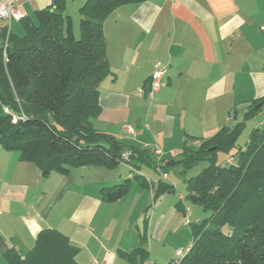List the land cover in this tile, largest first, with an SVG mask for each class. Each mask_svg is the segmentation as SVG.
<instances>
[{"label":"crops","instance_id":"0c3cea01","mask_svg":"<svg viewBox=\"0 0 264 264\" xmlns=\"http://www.w3.org/2000/svg\"><path fill=\"white\" fill-rule=\"evenodd\" d=\"M14 1L30 19L51 4ZM20 25L0 22V44L8 27L21 36ZM103 31L110 75L97 86L101 111L91 126L127 146L159 149L165 159L186 137L197 147L226 126L233 107L239 121L245 106L264 96V0H147L116 9ZM157 62L166 68L165 84L146 99L137 92L147 88ZM1 150L0 241L6 250L26 255L39 232L50 229L78 249L76 264H128L117 250L138 247L144 220V264H168L175 250L192 243L176 208L184 196L179 191L155 199L153 187L133 183L124 198L103 203L100 189L130 177L125 164L44 177L34 164ZM3 254L0 264H7Z\"/></svg>","mask_w":264,"mask_h":264},{"label":"trees","instance_id":"16d2710c","mask_svg":"<svg viewBox=\"0 0 264 264\" xmlns=\"http://www.w3.org/2000/svg\"><path fill=\"white\" fill-rule=\"evenodd\" d=\"M146 1L86 0L79 10V39L65 12L68 0H51L33 19L21 20V36L9 32L5 62L0 53V148L34 164L44 177L51 172L68 176L86 166L113 170L127 165L130 177L99 190L103 203L121 200L133 183L153 187L155 199L175 195L161 176L172 165H180L184 175L207 163L183 180L186 204L200 207L207 217L188 224L192 248L180 264H264V122L227 161L217 160L219 153L236 147L246 121L264 107V96L245 106L241 121L220 128L197 147L192 146L195 138L186 137L174 158L157 160L155 150L127 146L91 126L101 111L97 86L110 75L104 22L116 9ZM236 112L233 107L229 118L236 120ZM143 168L158 175L156 183L140 174ZM176 208L182 212L183 203ZM146 225L144 220L136 249L117 250L128 264L147 260ZM33 245L23 256L8 249L3 259L7 264H76L78 249L58 231L41 230Z\"/></svg>","mask_w":264,"mask_h":264},{"label":"rangeland","instance_id":"374dc122","mask_svg":"<svg viewBox=\"0 0 264 264\" xmlns=\"http://www.w3.org/2000/svg\"><path fill=\"white\" fill-rule=\"evenodd\" d=\"M85 2L86 0H68L67 8L65 11L66 15H68L71 19V22H72L71 24L73 27V34H74L73 37H75L76 39L80 38L79 37L80 29H79V24H78L80 23L79 10ZM241 119H242V115L240 116L239 121H241ZM239 121L234 120V119H229V122L226 123L225 125L228 127H232L236 122H239ZM263 122H264V107L262 108L259 114H257L255 117L248 119V121H246L245 127L236 142V145H235L236 147L232 149L231 151H229L228 153H219L217 160L219 162L222 161V163H224V160L228 159L231 155H233L237 151V148H241L246 144L250 132H252V130H254L256 127L260 126ZM193 147H196V146H193ZM179 152H180V149L177 153L168 155V157H165V158L166 159L174 158ZM206 166H207V163H203L199 166H196L190 169L189 171H186L183 175L181 174L183 170L180 165H177V164L172 165L170 169L168 170V173H165L166 178L163 179V181L169 185H172V187H174L176 191H179L180 193L185 194V187H184L185 185L183 183V180L196 176ZM143 169H144L143 170L144 176L148 177L149 179L154 180L156 183V181L159 179L158 175H156L151 169H148V168H143ZM188 213H189L190 219L193 222L196 220L197 221L202 220L203 218L207 217V214L205 212H202V209L198 206H190V212ZM150 264H154V262H150Z\"/></svg>","mask_w":264,"mask_h":264},{"label":"built area","instance_id":"2783aa9c","mask_svg":"<svg viewBox=\"0 0 264 264\" xmlns=\"http://www.w3.org/2000/svg\"><path fill=\"white\" fill-rule=\"evenodd\" d=\"M14 2H15L14 0H0V22H6L10 24L12 21L20 22L21 20L25 18V16L21 14L19 10L16 9ZM9 32H10V29L8 27L6 28L5 38L2 39L1 44H0V49H1L0 53L2 54V58L4 59V62L6 58L5 51L7 47L6 39H7ZM165 71H166V68L160 62L155 63L154 71H152L148 84L146 85L147 88L138 90L137 94L139 96L146 97V99H151L154 92L158 91L165 84V81H164V78L166 75ZM4 112L6 113V115L10 114L8 109H4ZM16 119L17 117H13V122H15ZM153 150H155V155L157 156V160H160L162 157V154L159 151V149H153ZM122 157L125 161L128 158V154L124 153ZM161 177L165 179L166 175H162ZM184 199L185 198L183 195H179V198L177 200L183 203V213H184V224L183 225L188 226V224H190V220H189V216L187 212H189L190 207L188 206V204H186ZM191 248H192V243L185 248H182L180 250L179 249L175 250L173 257L169 261L168 264H180L181 260L185 257L186 254L189 253V250H191ZM92 264H100V263L92 262Z\"/></svg>","mask_w":264,"mask_h":264},{"label":"water","instance_id":"95a60500","mask_svg":"<svg viewBox=\"0 0 264 264\" xmlns=\"http://www.w3.org/2000/svg\"><path fill=\"white\" fill-rule=\"evenodd\" d=\"M0 251L3 253L6 251V248L3 246L2 241H0Z\"/></svg>","mask_w":264,"mask_h":264}]
</instances>
